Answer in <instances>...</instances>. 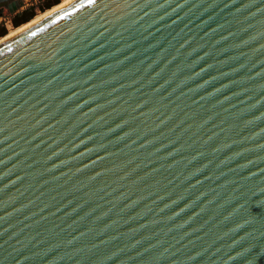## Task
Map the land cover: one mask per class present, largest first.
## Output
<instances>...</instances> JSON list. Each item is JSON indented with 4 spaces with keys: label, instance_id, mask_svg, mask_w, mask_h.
<instances>
[{
    "label": "water",
    "instance_id": "water-1",
    "mask_svg": "<svg viewBox=\"0 0 264 264\" xmlns=\"http://www.w3.org/2000/svg\"><path fill=\"white\" fill-rule=\"evenodd\" d=\"M0 264H264V0H68L1 40Z\"/></svg>",
    "mask_w": 264,
    "mask_h": 264
},
{
    "label": "rangeland",
    "instance_id": "rangeland-1",
    "mask_svg": "<svg viewBox=\"0 0 264 264\" xmlns=\"http://www.w3.org/2000/svg\"><path fill=\"white\" fill-rule=\"evenodd\" d=\"M45 1H47V0H42V4H43V6H44ZM62 1H63V0H58L56 4H54V5L50 6V7H47V8H45V7L43 8V7L41 6V4L39 3V1L33 3L34 0H32V1L26 0V1L23 3V5L18 9V11H16L14 14H8V13L5 11V12L2 14V16L0 17V27H1V26L4 27V29H5V34H4V35H1V36H0V39H1V37L7 35L10 31H12V30H14L15 28H18V27H20V26L26 24L27 22H29V21H31L32 19H34L36 16H38V15H40L41 13H44L45 11L51 9L53 6L58 5V4L61 3ZM29 3H33V4L31 5V7H28V4H29ZM29 8L33 10V11H32V12H33L32 17H31L29 20H27V21H25V22H23V23H21V24H19V25H17V26H14V25L12 24V19H13V17H14L15 15H18V14H20L21 12H23V11L29 9ZM6 24H7V25H6Z\"/></svg>",
    "mask_w": 264,
    "mask_h": 264
},
{
    "label": "trees",
    "instance_id": "trees-1",
    "mask_svg": "<svg viewBox=\"0 0 264 264\" xmlns=\"http://www.w3.org/2000/svg\"><path fill=\"white\" fill-rule=\"evenodd\" d=\"M57 1H58V0H47V1H45L44 6H43L42 3H41V6H42L43 8H44V7L47 8V7H50V6L54 5V4H56ZM32 11H33V10L29 8V9H27V10L21 12L20 14L15 15V16L13 17V19H12V24H13L14 26H17V25H19V24H21V23H23V22L29 20V19L32 17V15H33V12H32ZM4 34H5V29H4L3 26H1V27H0V36H1V35H4Z\"/></svg>",
    "mask_w": 264,
    "mask_h": 264
},
{
    "label": "bare ground",
    "instance_id": "bare-ground-1",
    "mask_svg": "<svg viewBox=\"0 0 264 264\" xmlns=\"http://www.w3.org/2000/svg\"><path fill=\"white\" fill-rule=\"evenodd\" d=\"M66 1H68V0H63V1H62L61 3H59L58 5H55V6H53L51 9L45 11L44 13H41L40 15L36 16V17H35L34 19H32L31 21L27 22L26 24H24V25H22V26H20V27H18V28H15L14 30L10 31L7 35L1 37L0 41L3 40L4 38L8 37L9 35L13 34L14 32L20 30L21 28H23L24 26H26V25L29 24L30 22L36 20L37 18H39V17L45 15L46 13L50 12L51 10H53V9H55L56 7L60 6L61 4L65 3Z\"/></svg>",
    "mask_w": 264,
    "mask_h": 264
},
{
    "label": "built area",
    "instance_id": "built-area-1",
    "mask_svg": "<svg viewBox=\"0 0 264 264\" xmlns=\"http://www.w3.org/2000/svg\"><path fill=\"white\" fill-rule=\"evenodd\" d=\"M38 1H39L40 4L42 3V0H34L33 3L38 2ZM33 3H29V4H28V7H31V5H32ZM17 11H18V10H17ZM6 25H7V24H6Z\"/></svg>",
    "mask_w": 264,
    "mask_h": 264
},
{
    "label": "flooded vegetation",
    "instance_id": "flooded-vegetation-1",
    "mask_svg": "<svg viewBox=\"0 0 264 264\" xmlns=\"http://www.w3.org/2000/svg\"><path fill=\"white\" fill-rule=\"evenodd\" d=\"M13 1H16V0H12V2H13ZM29 1H32V0H29ZM6 12H7V11H6ZM7 13H8V12H7Z\"/></svg>",
    "mask_w": 264,
    "mask_h": 264
}]
</instances>
